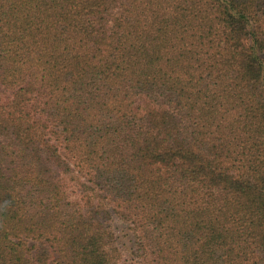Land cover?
<instances>
[{"label": "trees", "instance_id": "trees-1", "mask_svg": "<svg viewBox=\"0 0 264 264\" xmlns=\"http://www.w3.org/2000/svg\"><path fill=\"white\" fill-rule=\"evenodd\" d=\"M0 264H264V0H0Z\"/></svg>", "mask_w": 264, "mask_h": 264}]
</instances>
